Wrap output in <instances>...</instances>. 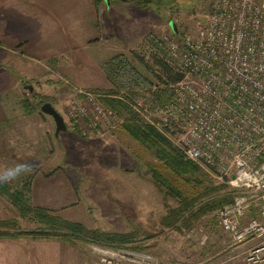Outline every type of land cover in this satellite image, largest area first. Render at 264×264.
Instances as JSON below:
<instances>
[{
  "label": "rangeland",
  "instance_id": "obj_1",
  "mask_svg": "<svg viewBox=\"0 0 264 264\" xmlns=\"http://www.w3.org/2000/svg\"><path fill=\"white\" fill-rule=\"evenodd\" d=\"M209 2L157 0L152 1L147 10L159 15L167 23L163 34L172 33L169 27L172 22L176 29L173 37L181 38L183 33L192 34L204 24ZM156 37L159 39L161 35ZM116 43L124 45L122 42ZM94 47L90 44L82 50L87 57L79 64L75 56L71 59L64 57L66 64L58 59L51 63L39 61L42 68L39 72H31L32 66L19 65L15 58L10 62L12 64L4 61L0 67V80L7 85L0 89V116L10 117V123L7 121L10 127L0 131V180H5L13 189L27 178L48 180L52 184L51 188L65 191L63 200L59 198L54 204L60 207L56 215L79 222L89 229L129 233L133 238L130 245L141 249L136 251L147 253L160 262L178 264L175 261L180 257L192 256L197 257L194 261L215 258L210 264H243L241 251L231 252L228 237L215 226V211L202 215L188 226L204 228L207 239L203 245H197L196 238H186L183 235L186 227H182L181 223L172 226L167 223V212L175 205L173 194L151 177L147 166L154 164L160 175L182 192L194 185H187L183 177L172 174L158 162L153 149L141 147L121 132L119 127L99 139L80 136L77 130L72 129L65 112L73 90L105 92L110 87L109 81L108 85L101 75L94 76L99 72L93 66L99 51ZM144 47L142 41L122 56L142 76L151 78V73L145 70L138 58L144 56L145 61ZM27 49L25 47L21 51L29 53ZM106 54V51L101 52L97 58L100 59L98 64L107 59ZM71 69L88 85L105 84L108 87H81V80L74 79ZM25 84L30 85L31 90L24 88ZM42 97L51 103L66 125V130L58 132L56 136L51 116L41 113L37 108ZM196 166L202 180L200 187L218 184L216 179ZM17 167L22 170L19 175L6 178V173ZM42 182L45 181L39 183ZM36 189L38 186L33 191ZM37 194V191L32 193L31 200L34 203L49 205L47 201H41ZM9 218H15L21 229L36 226L32 220L19 217L8 198L0 194V219ZM51 241L61 242L57 243L60 247L67 244V241ZM41 242L1 239L0 264H100L98 255L91 250V245L95 243L69 242L75 246L74 250L68 247L57 255L43 248L47 245Z\"/></svg>",
  "mask_w": 264,
  "mask_h": 264
},
{
  "label": "built area",
  "instance_id": "obj_2",
  "mask_svg": "<svg viewBox=\"0 0 264 264\" xmlns=\"http://www.w3.org/2000/svg\"><path fill=\"white\" fill-rule=\"evenodd\" d=\"M158 40L162 52L156 54L167 75L153 70L149 90L135 97L73 90L67 120L80 136L97 139L132 116L155 128L226 185L231 200L215 210V226L231 251L241 248L243 264H264V0H210L194 33ZM157 90L167 94L161 102L154 99ZM106 98L127 109L118 113ZM183 235L197 245L207 239L201 226ZM91 246L100 264H173L125 246Z\"/></svg>",
  "mask_w": 264,
  "mask_h": 264
},
{
  "label": "crops",
  "instance_id": "obj_3",
  "mask_svg": "<svg viewBox=\"0 0 264 264\" xmlns=\"http://www.w3.org/2000/svg\"><path fill=\"white\" fill-rule=\"evenodd\" d=\"M150 4L142 7L134 0H108L107 5L103 0H0V67L5 63L4 61L12 64L10 62L14 58L16 62H19V65L32 66L31 72H39L42 69L39 66V61L51 63L58 59L65 63L64 57L71 59L75 56L79 64L87 57L82 50L92 44L95 46L94 48L99 49L93 63L96 71L99 72L94 76L96 78L101 75L104 82L108 83L101 68L110 58L118 54L123 55L125 51L145 41L149 35H163L167 23L159 15L147 10ZM116 42H122L124 45H119ZM25 47L29 48L27 49L29 53H26L25 50L21 51ZM102 51L108 53L106 54L107 59L98 64L97 61L100 59L97 58ZM21 52L25 54L22 55ZM74 52L75 55H73ZM71 72L73 73L72 69ZM73 76L74 79L81 80L79 82L81 87L92 89L109 85V83L108 85H88L80 75H76V72L73 73ZM6 85L4 81L0 80V89ZM7 121L10 123V117L0 116V131L10 127ZM43 180L45 182L39 183ZM0 181L6 184L5 180ZM47 181L43 178H28L25 182H19L18 188L20 189L22 184L29 185L30 202L56 214L60 207L54 204L59 198L63 200L65 191L64 189L51 188L52 184ZM37 186L38 189L33 191ZM36 191L37 195L41 197L40 200L47 201L49 205L36 204L31 200L32 193H36ZM6 239L8 238L3 240ZM40 241L44 243L43 245H47L43 248L51 251L52 254L56 252L58 255L60 250L68 247H72L71 251L75 248L69 242L60 247L61 242ZM239 250L241 251V248H236L234 251ZM193 259H197V257L184 256L177 259L175 263L210 264L209 262L215 258L206 257L196 261Z\"/></svg>",
  "mask_w": 264,
  "mask_h": 264
},
{
  "label": "trees",
  "instance_id": "obj_4",
  "mask_svg": "<svg viewBox=\"0 0 264 264\" xmlns=\"http://www.w3.org/2000/svg\"><path fill=\"white\" fill-rule=\"evenodd\" d=\"M142 7L147 6L152 0H134ZM173 35V33H170ZM174 36V35H173ZM145 46V47H144ZM144 56L138 57L142 66L150 73L153 70L164 75L168 74L167 66L157 57L156 53L162 52L159 40L154 35H149L143 41ZM105 77L110 83L106 89L108 93L125 92L130 97H135L140 93L149 90L150 77L142 76L141 73L126 60L122 54L110 58L103 67ZM174 79L177 78L173 76ZM159 102L167 97L166 92L157 90L153 94ZM48 101L42 97L37 105ZM49 102V101H48ZM104 102L111 105L122 113L127 107L120 100L106 98ZM25 104V102H24ZM134 117L126 118L119 126V130L129 136L133 141L146 149H153L154 156L172 174L183 177L187 185L191 186L184 192L175 189L158 172L154 164H147V169L151 177L173 194L175 205L168 210L166 219L168 224L181 223L182 227L188 228L193 220H197L202 215L214 212L222 204L231 200V195L226 185L212 184L200 187L202 180L198 176V168L188 161L184 156L171 146L160 133L150 125L137 124ZM28 179V178H27ZM26 179V180H27ZM29 185L19 188H10L9 185L0 181V194L5 195L11 205L16 209L19 217L32 220L36 226L32 229H21L15 218L0 219V239H23V240H51L67 241L75 244L77 241H89L105 246L120 247L138 250L136 246L130 245L133 238L129 233L104 232L97 229H89L79 222L63 219L51 210L33 205L28 197ZM222 191V192H221ZM215 224V223H214ZM141 250V249H139Z\"/></svg>",
  "mask_w": 264,
  "mask_h": 264
},
{
  "label": "water",
  "instance_id": "obj_5",
  "mask_svg": "<svg viewBox=\"0 0 264 264\" xmlns=\"http://www.w3.org/2000/svg\"><path fill=\"white\" fill-rule=\"evenodd\" d=\"M103 1L107 5L108 0H103ZM169 27H170L172 33L175 34L176 29H175L174 23L171 22V24H169ZM23 87L27 88L28 90H31V86L28 84H25ZM39 111L41 113H45V114H48L51 116V118L54 122V135L55 136L58 134V132L66 130V125L63 122L61 115L55 110V108L51 105L50 102H47V101L43 102L39 106Z\"/></svg>",
  "mask_w": 264,
  "mask_h": 264
},
{
  "label": "clouds",
  "instance_id": "obj_6",
  "mask_svg": "<svg viewBox=\"0 0 264 264\" xmlns=\"http://www.w3.org/2000/svg\"><path fill=\"white\" fill-rule=\"evenodd\" d=\"M22 170L17 167L15 169H12V170H9L7 173H6V178H15L17 175H19V173L21 172Z\"/></svg>",
  "mask_w": 264,
  "mask_h": 264
}]
</instances>
